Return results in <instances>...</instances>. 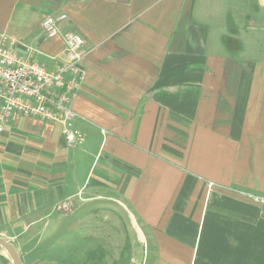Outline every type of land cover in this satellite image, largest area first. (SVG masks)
<instances>
[{
	"label": "crops",
	"instance_id": "obj_1",
	"mask_svg": "<svg viewBox=\"0 0 264 264\" xmlns=\"http://www.w3.org/2000/svg\"><path fill=\"white\" fill-rule=\"evenodd\" d=\"M60 13L49 39L41 21ZM0 31L48 69L63 33L87 48L81 143L18 113L0 132V236L22 264H55L56 211L78 247L123 238L129 264H264V0H0Z\"/></svg>",
	"mask_w": 264,
	"mask_h": 264
},
{
	"label": "built area",
	"instance_id": "obj_2",
	"mask_svg": "<svg viewBox=\"0 0 264 264\" xmlns=\"http://www.w3.org/2000/svg\"><path fill=\"white\" fill-rule=\"evenodd\" d=\"M66 18L64 13L45 16L41 21L44 35L49 39L56 37ZM62 40L64 60L48 69L35 58L36 49L24 46L21 51L15 38L0 31V132L10 117L18 113L60 124L68 145L83 141V133L71 127V120L77 115L72 101L82 88L81 61L87 48L76 32L63 33ZM72 204L73 200L68 198L60 208L69 211Z\"/></svg>",
	"mask_w": 264,
	"mask_h": 264
},
{
	"label": "rangeland",
	"instance_id": "obj_3",
	"mask_svg": "<svg viewBox=\"0 0 264 264\" xmlns=\"http://www.w3.org/2000/svg\"><path fill=\"white\" fill-rule=\"evenodd\" d=\"M74 202V201H73ZM61 205V202H60ZM75 205L72 204L69 212L74 210ZM77 212V211H76ZM119 215H117L118 233L124 232L122 226L125 227L127 232L131 234L129 225L127 224L126 214L120 209ZM93 220V214L89 215ZM76 217V216H75ZM100 217V216H99ZM53 222H51L50 228L45 231V237L49 238L48 242L55 246L51 250V254L44 255L45 260H50V257H55V260L59 259L58 264H129V256L135 251V247L129 244H125L123 238H119L117 241H113L112 245H86L81 242L78 247V230L73 228L71 232L66 233L64 230L59 229L61 213L56 211L51 215ZM76 220V218H74ZM101 217V221H102ZM109 223L108 220L105 221ZM48 225V227H49ZM76 226V223H75ZM121 227V228H119ZM41 235V234H39ZM71 243L70 246L67 244ZM0 251H3L0 247ZM84 257V258H83ZM83 258V259H82ZM56 261H54L55 264ZM45 262V261H44ZM42 258H32V260L26 261L25 264H43ZM139 264V263H135Z\"/></svg>",
	"mask_w": 264,
	"mask_h": 264
},
{
	"label": "water",
	"instance_id": "obj_4",
	"mask_svg": "<svg viewBox=\"0 0 264 264\" xmlns=\"http://www.w3.org/2000/svg\"><path fill=\"white\" fill-rule=\"evenodd\" d=\"M0 247L5 251L6 255L10 259L11 264H22L20 254L16 247L0 236Z\"/></svg>",
	"mask_w": 264,
	"mask_h": 264
}]
</instances>
